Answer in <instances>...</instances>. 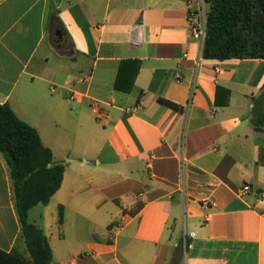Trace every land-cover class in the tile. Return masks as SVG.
<instances>
[{
	"label": "crops",
	"instance_id": "0c3cea01",
	"mask_svg": "<svg viewBox=\"0 0 264 264\" xmlns=\"http://www.w3.org/2000/svg\"><path fill=\"white\" fill-rule=\"evenodd\" d=\"M196 6L0 0V105L65 166L29 212L53 264H264V59L204 58ZM21 244L0 153V249Z\"/></svg>",
	"mask_w": 264,
	"mask_h": 264
},
{
	"label": "trees",
	"instance_id": "16d2710c",
	"mask_svg": "<svg viewBox=\"0 0 264 264\" xmlns=\"http://www.w3.org/2000/svg\"><path fill=\"white\" fill-rule=\"evenodd\" d=\"M204 2L208 5L204 58L264 59V0ZM115 88H122L119 76ZM160 102L176 111L182 110L170 101L160 99ZM261 150L263 159L264 146ZM0 153L10 171L16 213L29 255L25 258L16 249L11 252L0 249V264H53L48 237L30 223L29 212L35 206L49 204L62 185L65 166L54 161L52 150L42 143L38 131L19 119L7 103L0 105ZM60 222H63L62 209Z\"/></svg>",
	"mask_w": 264,
	"mask_h": 264
},
{
	"label": "built area",
	"instance_id": "2783aa9c",
	"mask_svg": "<svg viewBox=\"0 0 264 264\" xmlns=\"http://www.w3.org/2000/svg\"><path fill=\"white\" fill-rule=\"evenodd\" d=\"M196 1V8H192L189 13V29L192 33V36L199 40L202 44L205 42L206 38V21L203 18L202 14V4H204L203 0H190V2ZM85 81V80H84ZM72 100H75V96H71ZM93 107L96 111L99 110V103L94 101ZM250 190L249 186H245L243 188V192L248 193Z\"/></svg>",
	"mask_w": 264,
	"mask_h": 264
},
{
	"label": "rangeland",
	"instance_id": "374dc122",
	"mask_svg": "<svg viewBox=\"0 0 264 264\" xmlns=\"http://www.w3.org/2000/svg\"><path fill=\"white\" fill-rule=\"evenodd\" d=\"M203 2H204V0H203ZM201 9H202L203 18H205V21L207 23L208 5L204 2V4H202V8ZM64 45L62 46V45H59L58 44L57 47L58 48H62L63 47V51L65 52L67 45L66 44H64ZM109 153L110 152H108L107 154H109ZM97 165L98 164L95 161H91L88 164V166L90 168H96ZM42 209H43V206L42 205H38L37 208L31 213V218L33 219L34 217H36L37 215H39V213H40V211H42ZM31 218L29 219L30 223H31ZM37 218L39 219L38 216H37ZM32 224H34L35 226L39 227L36 223H32ZM23 243H24V240H23ZM16 250H17L18 254H20L21 256H23L25 258H28L29 257L25 243L19 245L18 247H16Z\"/></svg>",
	"mask_w": 264,
	"mask_h": 264
}]
</instances>
